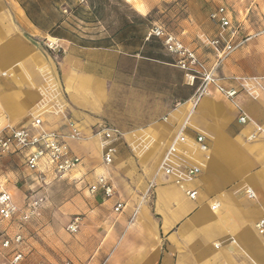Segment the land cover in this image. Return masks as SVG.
Here are the masks:
<instances>
[{"label":"crops","instance_id":"0c3cea01","mask_svg":"<svg viewBox=\"0 0 264 264\" xmlns=\"http://www.w3.org/2000/svg\"><path fill=\"white\" fill-rule=\"evenodd\" d=\"M209 1L218 3L210 13L226 4L234 11V23L242 24L243 43L219 70L224 84L240 92L234 99L216 92L193 108L195 88L187 85L175 55L159 38L162 52L143 51L155 38L147 39L149 31L147 42L135 51L48 35L56 43L67 42L57 60L26 36L45 33L19 1L0 0V125H28L40 116L44 127L62 134L81 158L66 177L43 181L26 169L23 154L0 157V179L16 203L23 205L27 194L18 199L15 191L45 197V188L57 180L47 191L60 193L63 202L56 207L62 223L68 226L81 216L80 230L69 232L68 246L54 240L52 252L64 259L62 264H264V235L256 228L264 219V90L253 80L251 91L241 87L243 79L264 77V36L249 39L247 7L238 12L231 4L252 0ZM217 31L214 25L201 47L175 35L210 66L214 53L209 43ZM241 115L249 117L248 123L239 121ZM106 125L124 134L109 166L96 135ZM181 129L189 140L184 147L195 146L199 132L209 145L207 152L196 151L202 168L191 182L160 170ZM100 174L113 182V197L89 191ZM188 190L197 191L195 199ZM118 202L125 203L120 212Z\"/></svg>","mask_w":264,"mask_h":264},{"label":"built area","instance_id":"2783aa9c","mask_svg":"<svg viewBox=\"0 0 264 264\" xmlns=\"http://www.w3.org/2000/svg\"><path fill=\"white\" fill-rule=\"evenodd\" d=\"M251 2L254 3V0ZM250 9L251 7L247 8V14ZM233 13V9L228 5L221 4L209 15L210 20L218 29L216 37L211 39L209 43L214 53V61L210 66L200 59L195 50L188 47L177 35L166 31L162 26L157 25L151 28L147 34V39L159 38L165 49L175 55L176 65L185 72L187 85L195 88L190 99L194 108L199 105L204 97L211 96L216 92L228 99H234L240 92L235 87L226 86L224 79L219 74V70L225 61L243 43L239 40L242 24L234 23ZM55 44L56 42L51 40L50 48L54 49ZM250 80L255 82L256 87L264 90L262 85L264 77L243 79L241 87L251 91L254 85ZM239 121L244 124L248 123L249 117L241 115ZM69 125L72 133H79L73 122H70ZM96 135L102 138L103 160L104 164L109 166L113 164L118 151L115 143L124 134L120 130L106 125L101 126ZM188 143V136L185 134V130L181 129L160 163V170L165 175L182 182L193 181L201 172L202 163L197 159L196 151L207 152L209 150L206 135L203 132H199L195 137V146H183ZM14 154H23L26 169L34 174L39 173L43 181L47 178H64L81 164V158L72 152L64 136L56 131L46 129L44 120L40 116L33 117L28 125L18 126L10 123L0 125V157ZM89 191L91 193L101 192L105 198H111L115 195V186L108 175L100 174L96 181L89 186ZM187 193L191 198H196V190H188ZM248 194L254 195L251 190H248ZM45 201L43 195L35 192L27 195L24 204L19 205L4 188L0 179V221H15V223L23 224L38 218ZM215 206L217 207L218 204ZM124 208V202H118L115 206L117 212ZM80 223L81 216H75L67 226V231L72 234L78 233ZM256 228L261 235H264V219L258 221ZM24 243L25 238L21 232L3 239V247L12 250L10 264H31L28 260L29 256L24 250ZM64 264H74V262L66 260Z\"/></svg>","mask_w":264,"mask_h":264},{"label":"rangeland","instance_id":"374dc122","mask_svg":"<svg viewBox=\"0 0 264 264\" xmlns=\"http://www.w3.org/2000/svg\"><path fill=\"white\" fill-rule=\"evenodd\" d=\"M127 5L142 16L134 26L124 27L122 19L126 15L130 19H134L129 6L122 4L117 0L103 1L102 12L96 23L86 22L84 18L77 15L68 14L65 19L67 31L62 32L63 40L76 44L84 43V40L100 39L103 46L120 48L122 51H135L139 49L144 42H147L146 33L155 26H162L166 31L180 35L186 39L191 45L198 47L203 46L207 41L206 38L214 28L209 21V13L218 3L204 0H125ZM237 11L251 7L247 19L244 21L247 27L249 39H254L258 35L264 36V0H257L254 4L250 2L232 1ZM67 12V11H65ZM36 16V12H34ZM238 19H243V15L238 14ZM33 44H38L42 49L47 50L57 60L60 59L64 51L66 41L55 44L51 49L47 33L41 34L38 38H34L25 33ZM109 39V40H108ZM158 38H154L147 42L144 52L149 50L162 52L163 47ZM124 40V43L121 41ZM54 41V40H52ZM121 42V43H119ZM90 44V43H85ZM152 47V48H151ZM4 118V117H3ZM3 123V122H0ZM6 123V122H5ZM59 180V179H57ZM57 180L53 181L43 191L45 194V205L42 214L36 219L29 222L19 224L15 221H0V264H10L11 248L3 247V239L21 232L25 238L23 245L25 252L29 256L31 264L39 262L43 264H62L64 259L54 257L53 252L56 239L62 247L68 246L71 234L67 231V224L62 223L63 217L57 211V205L63 202L60 199V193H52L47 191L53 187ZM19 185L24 183L21 180ZM30 180V186L33 184ZM54 183V184H53ZM29 189V188H28ZM36 191H15L16 198H23L22 194H33ZM62 192V191H60ZM68 237V238H67ZM64 253L62 250L60 254Z\"/></svg>","mask_w":264,"mask_h":264},{"label":"trees","instance_id":"16d2710c","mask_svg":"<svg viewBox=\"0 0 264 264\" xmlns=\"http://www.w3.org/2000/svg\"><path fill=\"white\" fill-rule=\"evenodd\" d=\"M26 15L33 24L44 33L56 38L63 39L62 32L68 30L65 25V19L68 14L77 15L84 18L86 22L96 23L102 12L103 1L108 0H18ZM122 4H126L125 0H117ZM129 6V5H127ZM130 12L134 14L130 19L126 15L123 17V27H132L135 23L142 19V16L136 13L130 6ZM67 11V12H65ZM36 12V16L34 15ZM109 40V39H108ZM101 42L100 39L84 40V43L97 46ZM124 43V40L121 41ZM119 42V43H121Z\"/></svg>","mask_w":264,"mask_h":264},{"label":"bare ground","instance_id":"6f19581e","mask_svg":"<svg viewBox=\"0 0 264 264\" xmlns=\"http://www.w3.org/2000/svg\"><path fill=\"white\" fill-rule=\"evenodd\" d=\"M192 106H193V104H192ZM194 108V107H193Z\"/></svg>","mask_w":264,"mask_h":264}]
</instances>
